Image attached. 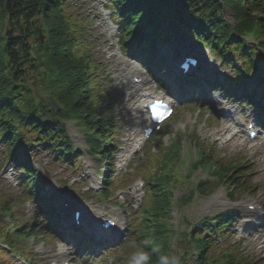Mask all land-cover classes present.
I'll return each instance as SVG.
<instances>
[{
	"label": "trees",
	"instance_id": "16d2710c",
	"mask_svg": "<svg viewBox=\"0 0 264 264\" xmlns=\"http://www.w3.org/2000/svg\"><path fill=\"white\" fill-rule=\"evenodd\" d=\"M70 0H0V141L5 144L7 158L13 160L21 171L25 197L38 204V210L49 212L50 203L39 195L40 180L37 172L27 164L16 160L17 151L26 143L42 145L53 154L55 162L65 161L78 166L72 141L63 121L75 118L84 127L85 141L93 154L104 153L110 144L112 121L103 110L101 97L93 76L90 60L81 38L83 22L67 12L72 9ZM114 19L121 23L124 51L129 39L135 40V51L157 65V43L168 44V36L155 28L165 18L170 24L206 45L211 53L224 64L234 68L235 83L258 75L260 57L256 48H248V37H254L264 48V7L258 0H108ZM231 13L232 23L224 18V9ZM123 23V24H122ZM149 29V33H143ZM155 30V31H154ZM242 56L244 67L236 63ZM243 67V68H242ZM263 77H259L261 80ZM189 81V79H188ZM193 86L198 83L190 81ZM247 102L249 98H239ZM180 140L176 139L157 158L149 157L147 165L155 164L154 171L147 173L148 203L151 214L139 215L134 220V236L126 246L127 259L137 247L149 253L148 264H159V258L176 255L180 264H247L246 257L222 248L215 255V244L210 240L212 229L205 216L199 218L188 233H180L175 247V233L168 223L169 207L166 190L189 178L190 171L201 167L215 176V183L227 182L228 193L232 185L249 189L242 182L246 177L244 161H223L214 152L197 144L198 158L189 166L187 174L180 172ZM105 148V150H104ZM153 162V163H152ZM226 179V180H225ZM108 183V181H107ZM207 181L201 179L192 185L186 197H180L182 205L191 200L194 192L206 193ZM207 189V191H206ZM105 195L109 194L106 189ZM3 214L14 216L12 202L0 195V218ZM156 215V220L153 217ZM234 210L217 212L212 216L217 233L229 231ZM49 225L46 228L49 230ZM36 224L29 228L16 227L10 231L0 219V240L11 250L22 255L19 238H37ZM184 241V242H183ZM140 244V245H139ZM135 248L133 252L129 251ZM6 257L9 255L4 252ZM127 262V263H126Z\"/></svg>",
	"mask_w": 264,
	"mask_h": 264
},
{
	"label": "rangeland",
	"instance_id": "374dc122",
	"mask_svg": "<svg viewBox=\"0 0 264 264\" xmlns=\"http://www.w3.org/2000/svg\"><path fill=\"white\" fill-rule=\"evenodd\" d=\"M69 3L72 6V9L67 12L68 15H71L72 13L73 17H76L77 14L79 20H81L82 16L89 17L90 28L92 30V35L90 36L89 41L94 50L92 54L93 58L96 61H99L101 64L105 65L107 73H110L112 77V82H109L106 81L105 75L104 82L106 83L109 91L114 94L115 98V101L111 102V107L113 112L112 114L117 119L115 133L118 135L116 141L119 142L120 145H123L122 147L114 148L119 154L121 150L128 145V135L132 133L133 128H131V126L126 123L128 113L125 109L123 101L125 84L118 74V68L116 65V61H118L120 57L116 52L114 46L117 30H115L112 23L103 14V11L107 10L108 8L105 0H70ZM261 3L264 4V0H262ZM225 13L227 20L232 23L230 12L226 11ZM261 14L264 15V13ZM160 29H164L166 33L170 32L172 34H179V36L182 37L180 39L185 43V45H190V36H184L181 32H179V26H170L168 22H166ZM252 38L254 37L252 36ZM192 51L197 52L198 56L206 59V61L209 62V65L212 66L211 69L213 73L218 74V76L224 77L223 79H226L228 81L227 83H231L232 78L230 76V70L227 69V67H223L216 60V58L211 55L209 49H207L205 46H201L200 44H196L192 47ZM112 52L116 53L117 56L113 57ZM258 56L263 57L261 72L262 74H264V55L262 53L260 55L259 53ZM243 86L248 90L251 88H256L258 91L261 90V85L256 81V78L253 77H250L243 81ZM195 100L196 99L194 98L193 101ZM226 105L232 107L236 106V104L232 101H227ZM192 112H194V110L183 109L182 120L176 124H172V122H169V125H171L172 128L178 126L180 131L182 130V127L186 130L194 127L195 131L199 134V138L203 140V143L205 145L214 144L216 152H218L220 154V157L224 159H230L234 157H247L248 163L252 165V171L244 181L242 180V182L253 184L254 187L250 190L244 191V189L232 185L233 187L231 194L233 195L231 196L227 192L228 184L225 183L223 184L224 186L220 185L219 188H213L209 192L206 189V194L203 193L201 195H194V197L191 198V200L183 206L178 202L173 203L172 206L169 207L170 217L168 223L171 225L175 233L173 234L172 243L169 248L172 249L173 245L176 243V238L179 237L180 233H188L192 228V226L190 225L195 224L197 221H199L200 217L205 216L210 219L218 211L232 206L237 207L238 213L234 217V221L232 223V226H230L229 233L225 235H216L215 232H213L211 240L215 239V241L219 242H217L219 245H217L216 243V245L214 246L215 249L212 252L217 255L218 251L220 252L221 250L220 248H229L228 251H233L232 246L235 245L236 249L246 252V255L248 256L247 264H264V237L262 235L264 234V171L258 165V150H239V147L232 146L231 141L221 146V140L215 137V133L220 130L223 125L229 123L231 118L230 116L220 115L219 111L217 110L218 118L213 124H208L207 122L200 123V121H203V119H200L199 122L196 121L194 123V114L192 115ZM253 112L254 110L240 107L237 108L231 116L246 120L253 115ZM190 116L192 120L190 119L189 121L185 122L186 124H183L182 121ZM208 118L209 117H207L205 121H207ZM211 120L214 119L211 118ZM65 124L72 139L75 153L79 155L78 172L71 171V168H68L64 162L51 164V162H53L52 154L46 153V151L41 146H32L31 148L27 147L23 150H20V157L23 160L29 161L30 164L34 166L38 172L42 174L45 173L44 175L46 176L43 180V184L47 186L48 189L52 190V194H50V201L55 205H60L58 199L55 197L56 195L68 200H71V198H75L77 203H80V205L82 204L86 209L92 211V213L103 211L105 214H107L111 211V205L108 203H104L100 199H98L97 194L94 193L95 191H92L93 193H91V195H89L87 199L86 197L85 199L80 198V194H82L83 191H86V189L90 188L92 185H97L99 187L102 186V179L99 175L101 172H105L103 168V162H100L101 160H99L98 157H93L92 155L88 154L87 144L84 138V128L76 125L72 120L66 121ZM178 124H180L182 127H180V125ZM166 133V135L172 137L173 130L169 129ZM168 136H164V138ZM2 150L3 144L0 143V194L16 200L22 193V188L19 184V176L14 169L13 163L3 160ZM182 152L184 153V163L181 167L183 175L186 171L185 168H187V165H189V163L191 162L192 156L194 154L192 139L190 140V143L188 141H183ZM137 161V159L134 160L126 170L116 172V178L119 179L124 173H126V171H131ZM48 163L51 165L48 166ZM151 166L152 169L156 167L155 164H151ZM89 169L96 171V182H93L91 178H89ZM210 175L211 174H207L204 169L200 168L196 172H194L189 179H180L182 182H179L175 187H171L166 190L167 200L169 201V203H171L172 199L175 200L177 197H186L187 192L192 189V183L196 182L199 179L207 181L208 188H211L212 181L213 183L216 181L214 177ZM129 179L131 180L130 185L128 187H125V189H122L118 184L113 188L115 191V195H117L118 193L123 195L124 205H127L129 203V207H136L139 205V201L141 199L139 197V193L131 194V189L135 186L137 177L132 176ZM78 182L83 185L80 189L75 188V184ZM219 195L221 196L220 199ZM149 197L150 196L148 193L146 195L145 201L142 203V206L138 211L140 217H142L145 213H152L148 203ZM115 199H117V197ZM212 200L217 201V203L212 202ZM249 200H257V202L259 203V209L255 214H249L243 210V203ZM125 207L128 208V206ZM61 208H59V211L63 212ZM15 211L17 217L16 221H18V223L20 224L23 223V219H32L36 215V207L32 201L22 202L20 205L15 207ZM120 213L122 225L118 238L115 240V243L117 244H123L126 240L125 238L127 237V234L129 238V234L131 233L128 227L129 222H131L130 218L132 216V211L130 210L131 215H129L128 211L125 209H121ZM246 215L250 218V223L244 225V223L241 221V218ZM4 218L6 221H8L9 225H12L10 219L7 218V216H5ZM89 218L93 219L91 217ZM153 218L154 220H156V215ZM0 219L1 221H3L2 217ZM212 231L214 230L212 229ZM28 237L29 236H27L25 240L22 239V241L17 242L23 247L22 254H25L26 246L32 247L34 253L36 254L37 264H56V253L58 251V246H60V241L56 239L54 240V242H49L44 241L42 238L38 240H28ZM26 241H28L27 245L25 244ZM2 242L3 241L0 240V264H25L23 261H21V259H19V257H16L13 253H10L6 257V255L4 254V252H6V249L4 248V243ZM69 250L71 255L73 256L72 259L77 260L78 262H81L83 264L81 255L77 252V246L74 247L73 245H71V249L69 248ZM114 254H112V251L105 252L106 260L111 261L112 257H114ZM236 254L239 253H235V255ZM100 264H106V262H101Z\"/></svg>",
	"mask_w": 264,
	"mask_h": 264
},
{
	"label": "bare ground",
	"instance_id": "6f19581e",
	"mask_svg": "<svg viewBox=\"0 0 264 264\" xmlns=\"http://www.w3.org/2000/svg\"><path fill=\"white\" fill-rule=\"evenodd\" d=\"M142 90V89H141ZM145 91H142V93L134 94L131 98V102L134 104V110L138 112L139 107L137 108L136 106H141L140 103L142 101V95ZM247 125V124H246ZM240 121H235L232 120L228 124L224 125L222 129L220 130L221 132V137L225 139H232V141H243L244 136H246V132L242 131V128L240 127ZM252 143H255V146L258 147V149L261 152V157L259 163L262 165L264 168V147L261 145V143H257V140H254ZM221 196L219 195V199ZM263 199V198H262ZM97 213V212H96ZM95 229H97L95 227ZM264 236V234H262Z\"/></svg>",
	"mask_w": 264,
	"mask_h": 264
},
{
	"label": "clouds",
	"instance_id": "9594fccd",
	"mask_svg": "<svg viewBox=\"0 0 264 264\" xmlns=\"http://www.w3.org/2000/svg\"><path fill=\"white\" fill-rule=\"evenodd\" d=\"M149 259V253L137 247V250L129 258L128 264H148ZM159 264H180V260L176 255H166L159 258Z\"/></svg>",
	"mask_w": 264,
	"mask_h": 264
}]
</instances>
